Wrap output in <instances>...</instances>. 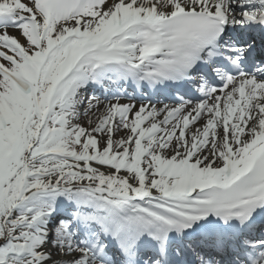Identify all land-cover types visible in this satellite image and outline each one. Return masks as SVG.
Instances as JSON below:
<instances>
[{"label": "snow or ice", "instance_id": "6c2138e0", "mask_svg": "<svg viewBox=\"0 0 264 264\" xmlns=\"http://www.w3.org/2000/svg\"><path fill=\"white\" fill-rule=\"evenodd\" d=\"M0 264H264V0H0Z\"/></svg>", "mask_w": 264, "mask_h": 264}]
</instances>
